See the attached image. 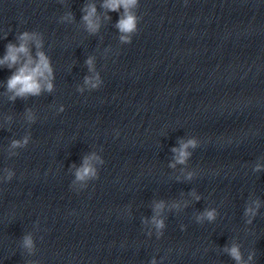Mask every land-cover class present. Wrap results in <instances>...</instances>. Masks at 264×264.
<instances>
[{
	"label": "clouds",
	"instance_id": "obj_1",
	"mask_svg": "<svg viewBox=\"0 0 264 264\" xmlns=\"http://www.w3.org/2000/svg\"><path fill=\"white\" fill-rule=\"evenodd\" d=\"M101 8L105 10L104 19L110 20L111 17L107 15V12H118L120 13L119 19L116 22V29L120 33L119 41L121 44H130L133 36L138 32V25L141 17L137 15L136 10L139 7V0H102ZM84 15L82 16V23L85 30L90 35L98 33L101 27V17L97 14V7L95 3H87L82 8ZM74 23L75 17L71 12H67L60 17V23ZM7 34H5V37ZM18 44L9 43L6 46V53L2 59H0V66L12 69V75L6 82V92L4 95L7 96L8 101L15 102L17 98L27 99L30 96H39L42 92H53L54 91V74L53 68L49 57L43 51L44 41L43 33L38 31H24L17 36ZM32 46L35 47V56L32 54ZM95 58L89 56L85 61L88 70L92 75L84 78V86L90 90L99 89L103 84L100 74L95 68ZM77 91L83 92V87H78ZM64 106L59 107V112H63ZM24 120L28 124H33L37 120L35 112L28 108L25 110L23 115ZM12 117L6 116L5 122H11ZM116 135L119 136V130H116ZM31 141V133L24 135L21 139H13L8 145L9 157L19 155L16 149L26 148ZM196 139H189L186 142L181 141L178 148H173L172 151L175 154V163L171 164L170 167H175L176 164H184L190 157L191 153L188 149L197 147ZM93 162L100 164L104 163V160L98 156L95 152L85 156L83 163L79 168L75 170V181L84 182L88 180H96L99 178V173L94 167ZM73 168L76 166L73 165ZM260 166L257 165L255 171H260ZM192 173L188 174V179H191ZM15 176V172L11 168L3 169V176H0V182H10ZM197 200L200 197H196ZM253 205H249L245 208L244 215L249 219L246 223L251 224L252 220L258 214L260 207L259 201H253ZM173 207H179L178 204H174ZM164 209V202L161 201L155 204L154 213L151 223L156 229L157 237L162 235V229L165 227L163 219H160V213ZM217 212L215 209H205V211L197 216V222H203L204 219L208 221L215 220ZM184 225L181 229H184ZM20 247L27 251L29 255H33L35 252V242L31 233L23 236L20 243ZM227 254L236 261V264H248L254 257V253L249 254L248 260L243 259V255L240 250V245L232 244L231 247L224 249ZM27 264H36L35 261H28ZM151 264H156L155 259L151 261Z\"/></svg>",
	"mask_w": 264,
	"mask_h": 264
}]
</instances>
